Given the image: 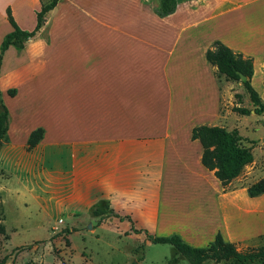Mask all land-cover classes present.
Returning a JSON list of instances; mask_svg holds the SVG:
<instances>
[{"label": "crops", "instance_id": "crops-1", "mask_svg": "<svg viewBox=\"0 0 264 264\" xmlns=\"http://www.w3.org/2000/svg\"><path fill=\"white\" fill-rule=\"evenodd\" d=\"M67 3L86 25L51 34L39 49L8 45L0 58V86L15 89L12 95L0 91L8 111L0 139L2 244H26L10 243L15 219L8 209L23 204L49 228L47 236L27 243L43 240L47 256L60 247L69 264L93 258L75 243L81 217L94 225L128 220L124 234L136 236L130 245L140 236L132 228L176 233L194 246H205L217 231L238 250L260 245L264 190L250 195L247 186L231 184L234 178L221 184L201 164V145L190 131L221 125L223 105L244 90L205 58L214 39L251 57L250 84L256 91L259 84L264 101V0H176L164 15L156 13L158 0L155 13L115 6L102 14L95 2L87 3L90 8L79 0ZM6 5L10 0L3 10ZM101 16L115 19L109 29L100 28ZM10 29L6 25L0 39ZM38 126L42 135L28 146ZM92 207L106 212L94 215ZM61 229L66 232L55 233Z\"/></svg>", "mask_w": 264, "mask_h": 264}, {"label": "rangeland", "instance_id": "rangeland-1", "mask_svg": "<svg viewBox=\"0 0 264 264\" xmlns=\"http://www.w3.org/2000/svg\"><path fill=\"white\" fill-rule=\"evenodd\" d=\"M5 0H0V31L6 28V25H9L6 17L5 11L2 9V3ZM46 0H32L34 3H30V0H10V11L18 25L24 29H31L35 22V11L36 7L38 8L41 3ZM85 8H90V5L87 3L95 2L98 4L99 11L102 14H109L115 6L117 7H126L127 9H136L139 11H147L148 13H155V2L157 0H79ZM134 6V7H133ZM5 9V8H4ZM66 13L63 17L61 14ZM58 13V17H55ZM55 15V16H54ZM55 17V18H54ZM102 17V23H100L101 29H109V26L114 21L106 16ZM109 17V16H108ZM112 16L111 18H115ZM84 20V21H83ZM85 23L86 18H78L75 6L72 8L69 7L67 0H59L58 10L55 13V8L53 7L49 10L44 16V22L37 32V34L32 37V41H28L25 45L29 48L39 49L41 46L48 45L51 41V34L55 36L57 33L65 29H76L78 23ZM86 25V23H85ZM80 26V25H79ZM121 27L123 25H120ZM83 28H88L87 26ZM142 29V28H138ZM137 30V29H136ZM105 40V39H99ZM170 42L168 38L165 40ZM26 56L22 55V58ZM5 58V65L8 67L13 62V55L10 52ZM27 57V56H26ZM258 73L254 76V82H258ZM238 81V80H237ZM259 84H255L257 91H259ZM5 88L3 85L0 86V91L2 95H6ZM240 101L238 105L248 107L250 110L247 114H239L231 110V105L235 103L236 98L233 95L231 103L227 102L223 105L224 108H227V111L222 112L220 116V124L226 129L236 128L238 133L241 136V142L249 146L253 154L252 161L245 164L238 175L231 180V184H243L248 186L250 183L258 180L261 177H264V112L256 114L252 110V105L248 99V95L245 90H242ZM234 94V93H233ZM9 107L12 108L13 101L6 100ZM2 108L0 106V112ZM2 138V137H1ZM0 138V139H1ZM12 205L10 209L9 216L15 219L14 222H11L12 226L15 229L10 230V243H26L16 245L14 247H6L2 244L6 234H0V264H7L16 262V259L20 258V264H38L39 262H54L58 264H69L66 260L60 257L59 251L60 247H52L51 252L52 256H47L45 254V249L43 248V240H35L31 243L30 240L34 237L44 238L49 234L48 226L45 227V221H42L38 215H36L31 207H24L23 204H15V210H12ZM57 217V216H56ZM53 218V217H52ZM85 218V219H84ZM91 224H93V229ZM79 233L75 234V243L78 248L84 249V252H91L93 258L99 259L105 264H125L126 262H132V264H188L185 258L181 257L175 252L174 247L166 242H150L148 241L143 232H138L140 236L137 235L138 240L132 244V241L136 236L125 235L124 231L129 230L130 222L128 220L118 221L108 218L104 224L94 225L92 219L87 217H81L78 223ZM132 232H135L134 229H131ZM66 230H57L56 234H63ZM156 234L155 232H150ZM165 235V234H161ZM261 244L264 243V237L261 238ZM46 242V241H45ZM33 252H28L30 247H33ZM82 246H84L82 248ZM250 245L247 247H241L239 250L246 251ZM251 247H257L251 246ZM133 251V255L128 249ZM248 248V249H247ZM77 250V249H76ZM31 253V255H28ZM142 259H135V257H140ZM90 258L89 256L83 257L81 263L84 264V261L90 260L89 264H104L101 261ZM88 264V263H86ZM200 264H264V257H255L251 260H234L232 257L221 258L217 263L213 261L212 258H207L203 260Z\"/></svg>", "mask_w": 264, "mask_h": 264}, {"label": "trees", "instance_id": "trees-1", "mask_svg": "<svg viewBox=\"0 0 264 264\" xmlns=\"http://www.w3.org/2000/svg\"><path fill=\"white\" fill-rule=\"evenodd\" d=\"M57 0H46L41 3L35 11V22L31 29L21 28L11 14L10 7L5 6V16L11 29L5 32L0 39V58L8 45L21 49L25 42L34 37L40 30L45 14L51 10ZM176 0H158L156 13L164 15L172 12L175 8ZM205 58L216 67L218 73L223 74L225 79L239 80L238 72L244 75L241 81L242 87L248 95L254 113L264 112V101L261 100L257 91L250 84L252 74V62L250 56H243L242 53L232 50L227 45L217 39L211 41L205 50ZM264 67V64H263ZM264 84V77L262 80ZM14 88L6 90L9 95L14 93ZM236 101L231 105V110L239 114H247L249 108L238 105L241 94L234 92ZM0 138L4 137L7 127L8 111L0 96ZM42 135V128L32 129L26 143L28 146L34 145ZM190 138L197 139L201 145L200 162L221 182L227 184L240 172L241 168L252 161L253 154L249 146L241 142V136L236 128L226 129L218 124H198L194 125L190 131ZM264 190V177L250 183L247 186L248 194L254 195ZM91 213L94 215L106 212L101 207H92ZM134 229V228H132ZM135 232H143L145 238L150 242H166L171 244L175 252L185 258L188 264H200L207 258H212L217 263L221 258L232 257L234 260H251L255 257H264V243L257 247H249L246 251L238 250L232 242L224 240L217 231L212 240L205 246H194L185 242L178 234L156 235L149 233L146 229H134ZM3 225L0 222V234H3ZM141 257H135L138 260ZM12 264V263H8ZM38 264H58L54 262H39ZM126 264H132L128 262Z\"/></svg>", "mask_w": 264, "mask_h": 264}, {"label": "water", "instance_id": "water-1", "mask_svg": "<svg viewBox=\"0 0 264 264\" xmlns=\"http://www.w3.org/2000/svg\"><path fill=\"white\" fill-rule=\"evenodd\" d=\"M238 75H239V81H242L244 79V75L241 74L240 72H238Z\"/></svg>", "mask_w": 264, "mask_h": 264}]
</instances>
